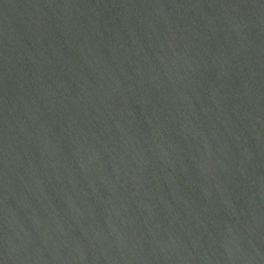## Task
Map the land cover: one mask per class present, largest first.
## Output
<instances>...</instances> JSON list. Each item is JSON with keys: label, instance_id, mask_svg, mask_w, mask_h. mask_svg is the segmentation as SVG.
Returning a JSON list of instances; mask_svg holds the SVG:
<instances>
[{"label": "water", "instance_id": "obj_1", "mask_svg": "<svg viewBox=\"0 0 264 264\" xmlns=\"http://www.w3.org/2000/svg\"><path fill=\"white\" fill-rule=\"evenodd\" d=\"M0 264H264V0H0Z\"/></svg>", "mask_w": 264, "mask_h": 264}]
</instances>
